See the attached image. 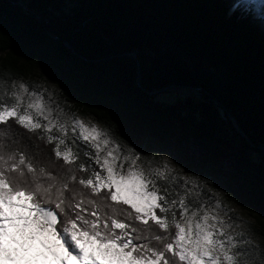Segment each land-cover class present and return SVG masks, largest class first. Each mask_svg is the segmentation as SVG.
I'll return each instance as SVG.
<instances>
[{"label":"snow or ice","instance_id":"6c2138e0","mask_svg":"<svg viewBox=\"0 0 264 264\" xmlns=\"http://www.w3.org/2000/svg\"><path fill=\"white\" fill-rule=\"evenodd\" d=\"M227 15L264 45V0H236ZM215 43L243 55L234 38ZM37 142L51 145L47 163L30 154ZM182 164L120 143L58 87L0 70V264H264L259 233L236 222L227 192Z\"/></svg>","mask_w":264,"mask_h":264},{"label":"trees","instance_id":"16d2710c","mask_svg":"<svg viewBox=\"0 0 264 264\" xmlns=\"http://www.w3.org/2000/svg\"><path fill=\"white\" fill-rule=\"evenodd\" d=\"M235 2L0 0V70L35 80L44 65L56 67L72 110L107 126L120 143L131 138L156 150L158 141L193 136L206 145L204 157L217 161L232 156L229 147H239L231 172L220 166L208 171L205 161L189 167L214 178L227 192L221 194L223 202L254 214L257 224L252 226L264 239V159L227 116L230 111L246 137L261 145L264 45L252 25L227 15ZM222 36L234 38L243 55L221 54L215 40ZM132 52L141 66L140 85L136 60L128 55ZM169 85L197 88L208 100L206 107L194 109L198 106L192 101L163 104L158 94L149 93ZM224 124L232 137L223 141ZM215 142L220 148L209 144ZM37 143L30 154L47 163L51 145ZM249 151L257 155V163ZM81 162L87 163L83 157Z\"/></svg>","mask_w":264,"mask_h":264},{"label":"rangeland","instance_id":"374dc122","mask_svg":"<svg viewBox=\"0 0 264 264\" xmlns=\"http://www.w3.org/2000/svg\"><path fill=\"white\" fill-rule=\"evenodd\" d=\"M35 80L46 84L50 88L59 87V84H63V81L57 76V69L56 67L47 64L44 65L39 71ZM157 100L163 104H173L176 101L183 103L184 101H192L197 108L194 109H201V107H206L207 99L203 97L202 92L199 90H190L187 88H170L157 96ZM193 109V108H192ZM85 121H93L91 119H85ZM225 119V118H224ZM97 123V122H96ZM98 124V123H97ZM99 125V124H98ZM220 136L222 137L223 141L226 138L232 137V132L228 129L227 125H221ZM211 146L220 148V143H209ZM206 145L200 143V141L190 136L188 139L181 137V135H176L170 139H167L163 142H156L155 147L156 150H162L168 154H170L173 159L180 163L181 161L184 165L188 167L185 169L186 171L191 170L189 167L190 165H194L197 162L205 161V166L208 171L217 169L219 166L224 169L226 172H231L233 167L236 165V155L241 153L239 147H229L228 151L231 153L232 156L224 158L222 161L207 159L204 157L207 154ZM249 154L253 160V162L257 163V155L249 151ZM224 179L220 177V180ZM230 207L234 210V214L236 215V222L240 224L242 227L247 228V224L250 222L251 225L257 224V219L254 214L248 213L242 210L237 204L235 203H227ZM239 230V229H237ZM254 243H260L264 241L262 235L259 233L258 236L253 237Z\"/></svg>","mask_w":264,"mask_h":264},{"label":"water","instance_id":"95a60500","mask_svg":"<svg viewBox=\"0 0 264 264\" xmlns=\"http://www.w3.org/2000/svg\"><path fill=\"white\" fill-rule=\"evenodd\" d=\"M21 3V2H20ZM22 4V3H21ZM70 47V46H69ZM129 56H132L135 60H136V66H137V80H136V83L137 85H140V80H141V66L138 62V57H137V53L136 52H132V53H129L128 54ZM79 57H81L80 55H78ZM170 88H187V89H190V90H198L197 88H193L191 86H184V85H169V86H165V87H162L158 90H154V91H151L149 92L151 95H155V94H160ZM221 114L223 115V112L221 110ZM227 116H228V119L231 121L233 127L236 129L237 133L239 135H241L242 137L245 138V140L247 141V143L249 144L250 147L252 148H256V149H260L261 150V145L258 144H254L251 140H249L245 133L240 129L238 123H237V120L235 119V117L231 114L230 111H227ZM225 118V117H224ZM226 120V118H225Z\"/></svg>","mask_w":264,"mask_h":264}]
</instances>
